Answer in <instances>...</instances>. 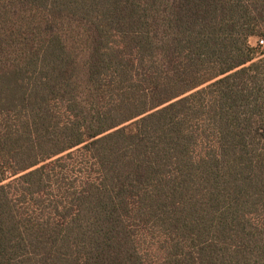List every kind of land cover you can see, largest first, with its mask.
<instances>
[{"label":"trees","instance_id":"16d2710c","mask_svg":"<svg viewBox=\"0 0 264 264\" xmlns=\"http://www.w3.org/2000/svg\"><path fill=\"white\" fill-rule=\"evenodd\" d=\"M260 40L264 0H0V264H264Z\"/></svg>","mask_w":264,"mask_h":264},{"label":"rangeland","instance_id":"374dc122","mask_svg":"<svg viewBox=\"0 0 264 264\" xmlns=\"http://www.w3.org/2000/svg\"><path fill=\"white\" fill-rule=\"evenodd\" d=\"M250 45L256 47L258 45V39L254 38L250 40ZM264 48V46H262Z\"/></svg>","mask_w":264,"mask_h":264},{"label":"built area","instance_id":"2783aa9c","mask_svg":"<svg viewBox=\"0 0 264 264\" xmlns=\"http://www.w3.org/2000/svg\"><path fill=\"white\" fill-rule=\"evenodd\" d=\"M259 45H260V46H264V41L260 40V41H259Z\"/></svg>","mask_w":264,"mask_h":264}]
</instances>
